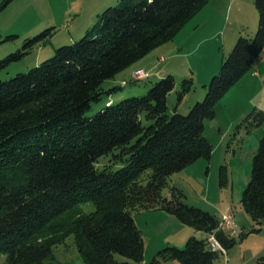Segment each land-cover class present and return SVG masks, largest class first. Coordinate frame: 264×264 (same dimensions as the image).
Returning a JSON list of instances; mask_svg holds the SVG:
<instances>
[{
	"label": "trees",
	"instance_id": "16d2710c",
	"mask_svg": "<svg viewBox=\"0 0 264 264\" xmlns=\"http://www.w3.org/2000/svg\"><path fill=\"white\" fill-rule=\"evenodd\" d=\"M9 1L1 0L0 10ZM207 2L119 0L102 9L79 39L56 47L27 71L0 78L1 264H48L53 245L70 235L87 264H144V241L134 216L155 209L206 236L191 235L182 248H159L149 264H213L220 252L209 245L212 232L226 251L235 244L234 235L217 230V215L185 203L182 191L168 180L198 158L210 159L204 121L214 117L219 98L264 48V0H254L259 14L254 34L237 36L204 85L203 99L187 113L176 106L168 111L167 96L175 87L168 73L145 94L107 99L87 115L91 102L116 88L103 89L104 80L171 40ZM49 34L50 28L24 38L21 47L0 58V71ZM192 83V77L182 80L177 102ZM256 115L254 123H260L264 111ZM109 153L123 164L97 167ZM226 177L221 165V185ZM165 187L168 194L162 192ZM83 201H92L94 210L71 212ZM240 202L255 222L264 220V134ZM117 255L127 259L119 261Z\"/></svg>",
	"mask_w": 264,
	"mask_h": 264
},
{
	"label": "rangeland",
	"instance_id": "374dc122",
	"mask_svg": "<svg viewBox=\"0 0 264 264\" xmlns=\"http://www.w3.org/2000/svg\"><path fill=\"white\" fill-rule=\"evenodd\" d=\"M118 1H9L0 10V58L21 47L26 37H34L49 28L51 34L45 40L36 43L20 59L10 62L3 68L0 71V78L7 79L17 72L27 71L50 57L56 47L79 39L97 20L102 9L108 5H115ZM258 17L254 0H208L200 13L192 19L191 24L199 25L193 35L194 38L186 41V37H183L181 41V36L189 35L185 31H180L176 35L178 37L148 52L149 55L144 60L152 59L150 64L154 65L155 70H170L175 78L177 91L184 78L192 77L191 88L182 95L177 105V91L173 89L168 94L170 113L176 106L178 112L185 114L190 103L203 99L202 96L199 100H194L203 84L202 75L213 67H220L222 57L229 53L234 44L233 36L240 33L246 36L254 34ZM12 34L17 36L7 37ZM160 54L165 56V60L159 59ZM136 65L130 64L115 76L103 81V89L116 88L102 93L100 100L91 102L87 115L95 114L104 106L107 99L116 102L131 95L145 94L151 83L162 77L152 75L145 79L148 73L143 68H138L142 69V74H138L136 71L138 69L132 72ZM123 78L130 80L123 83L125 81H122ZM257 111H264V48L251 69L219 98L215 104L214 117L204 121V135L212 144L210 159L198 158L169 176V184L182 191L185 203L208 210L218 217L232 209L236 224L234 233L236 242L226 254L220 253L214 264H257L258 260L264 261V220L260 223L255 222L240 202L243 189L250 179L252 155L257 149L259 138L264 134V119L260 123H254ZM109 164L116 169L123 163L116 159L113 153L101 156L96 162L99 168ZM221 165L225 166L227 173L226 182L222 185L219 182ZM162 192L168 194V187L163 188ZM94 208L92 201H83L76 204L71 212H90ZM140 219L141 217L139 221ZM181 226H184L185 230L195 231L191 226ZM253 227L259 230L250 231ZM161 228L159 225L158 230L163 231ZM142 231L144 259L146 258L149 264L157 251V246L153 242L156 230L143 228ZM177 231H173L175 237L181 239L183 232ZM191 235L194 234L188 235L179 245L172 243L164 244L162 247L169 245L182 248ZM196 237H205V232L196 231ZM116 258L119 261L127 259L120 255ZM4 261L5 255L0 254V264ZM47 263L87 264L80 256L72 235L64 236L53 245L52 255Z\"/></svg>",
	"mask_w": 264,
	"mask_h": 264
},
{
	"label": "crops",
	"instance_id": "0c3cea01",
	"mask_svg": "<svg viewBox=\"0 0 264 264\" xmlns=\"http://www.w3.org/2000/svg\"><path fill=\"white\" fill-rule=\"evenodd\" d=\"M203 7L179 30V32L180 31H185V33L187 32V35H189V36H181L180 37V39H182L181 41H183V37H186L185 38L186 41L188 39L194 38L193 35L196 32V28L199 25L191 24L192 21H193L192 19H194V17H196V15L198 13H200V11L203 9ZM176 35L172 39H174L175 37H178ZM233 37L234 38L232 39V44L234 43V41L237 38V36H233ZM198 39H202V38H198ZM148 55L149 54L147 53L145 56L141 57L140 59H138L137 61L132 63V64H134V63L137 64L136 67L133 68L132 72L135 69L143 68L148 73L147 77L145 79H148V78L152 77V75L156 76V77H160V76H163L164 74H167V73L171 74L172 73L168 69L155 70L153 68L154 65L150 64V61L152 59L150 61L149 60H144L145 57H147ZM164 58H165V56L163 54L159 55V59L165 60ZM218 69H219V67H213L210 71H207L206 73H204L205 75H202L203 76L202 77L203 78L202 79L203 80L202 81L203 84H202V87L200 88V93L197 94V97L194 100L202 98V96L204 95V92H205V86L204 85L208 83V81H207L208 78L211 77L214 73H216L218 71ZM131 77H132V73H131ZM131 77H129V78H131ZM129 78L128 79L123 78L122 81L125 80V82L127 83L128 81H126V80H130ZM174 90L177 91L176 85L174 87ZM177 103H176V105H177ZM190 105H191V103L188 106L190 107ZM140 217H141V219L139 221ZM134 218H135V222H136L137 226L140 228L141 232H143L142 231L143 228L151 229L152 231L156 230L154 232V234H153L154 235V239H155V240H153V242L157 246V248L155 247L156 250L161 248L164 244H172V243H174V244L179 245L183 241H185V238H187L188 235H190V234L196 235V230L195 231L185 230L184 226H181V225H185V224L181 223L174 215H172V214H170V213H168V212H166L164 210H161V209L140 211V212L135 214ZM139 222H141V224ZM159 225L162 227L161 229H164L163 231L158 230ZM175 230L176 231L177 230L178 231L181 230L183 232V233H181V235L183 236V237H181V239H179L180 237H175V233L173 232ZM205 236H206V233H205ZM176 238H178V239H176ZM147 263L148 262L146 261V258H145L144 259V264H147ZM162 264H181V263L179 261H177V260L176 261L175 260H167V261H164Z\"/></svg>",
	"mask_w": 264,
	"mask_h": 264
},
{
	"label": "built area",
	"instance_id": "2783aa9c",
	"mask_svg": "<svg viewBox=\"0 0 264 264\" xmlns=\"http://www.w3.org/2000/svg\"><path fill=\"white\" fill-rule=\"evenodd\" d=\"M138 74H142V69L136 70ZM125 83V81H124ZM236 224L234 222V214L232 209H228L227 212L223 213L220 217H218V224H217V230H221L228 235H234L236 231ZM209 245L212 250H216L220 253L226 254V249L222 246V244L218 241V239L215 237L214 232L210 233L207 237ZM228 259L226 258L225 261Z\"/></svg>",
	"mask_w": 264,
	"mask_h": 264
}]
</instances>
